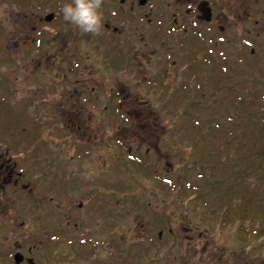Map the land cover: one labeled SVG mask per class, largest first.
Masks as SVG:
<instances>
[{
    "label": "flooded vegetation",
    "instance_id": "af4514ba",
    "mask_svg": "<svg viewBox=\"0 0 264 264\" xmlns=\"http://www.w3.org/2000/svg\"><path fill=\"white\" fill-rule=\"evenodd\" d=\"M143 1L103 0L99 34L84 33L65 20L62 8L71 0H60L55 7L50 6L51 11L43 18L21 14L22 18L15 19L17 50L20 53L21 46L29 44V50L37 54L33 68H42L49 74L47 108L34 118L44 116L43 120L53 121L48 134L58 133V142L64 147L51 144L47 153L33 150L28 173L11 157L7 160H3L5 155L0 157V197L4 195L10 200V207L12 199L5 194L9 187L16 192L28 189L37 201L36 206L48 200L55 211L41 213L33 208L27 219L19 216L10 219L0 201V264H132L127 258L117 262L113 241L114 169L116 160L120 163L123 160L116 154H122L124 149L139 154L142 149L146 158L139 162L150 161L148 166H154L158 173L163 163L162 141L168 131L157 130V122L180 117V111L170 108L180 105L179 99L183 97L179 93L187 88L183 84L187 78L191 84L198 78L212 77L218 83L226 82L228 69H234L228 60L226 33L244 23L245 13L248 12L246 21L253 19L254 11L245 12L244 6L258 7L261 0ZM203 3L211 9L210 20L202 18ZM50 15L53 18L47 20ZM57 20L62 22L61 29L51 28ZM253 22L256 29L264 27L258 19ZM241 38L237 35L234 41L235 67L242 63ZM256 52L252 47L250 56H256ZM117 121L130 123L131 129L118 131ZM147 122H153L150 129ZM30 130L28 136L33 137L34 131ZM67 150L76 153V157L61 161L53 172L60 160L58 155L68 160ZM150 154L154 158H147ZM74 158L78 161L74 162ZM36 167L49 171L40 175ZM27 174L34 180L32 187L31 181H24ZM42 177L59 185L61 200L48 195L36 199L35 181ZM102 202H106L107 209L104 210ZM169 216L161 213L155 217L161 228L156 241L163 239L167 229L166 240L155 245L157 255L150 258L153 255L149 257L148 246L137 244L144 256L134 260L135 263L194 264L190 260L195 257L203 233H197V227L192 226L185 231L173 220L175 217ZM141 226L145 240L148 223L142 222ZM20 229H26L28 236ZM179 229L183 233L179 234ZM257 233L255 230L254 239ZM180 239L184 242L179 243ZM185 242L188 256L182 252L179 259L175 247ZM159 243H167L170 248L164 252ZM126 245L124 250L128 252L135 244ZM53 249L59 250L58 260L54 259ZM254 250L252 257H230L234 256L230 254L224 264H264Z\"/></svg>",
    "mask_w": 264,
    "mask_h": 264
},
{
    "label": "rangeland",
    "instance_id": "374dc122",
    "mask_svg": "<svg viewBox=\"0 0 264 264\" xmlns=\"http://www.w3.org/2000/svg\"><path fill=\"white\" fill-rule=\"evenodd\" d=\"M59 1L27 0L30 10L24 11L17 4L0 0V157L5 155L3 160L11 157L26 173L29 171V159L33 157V150L47 153L49 145L60 148L64 147V144H59L58 133L56 136L48 134L53 128V121L43 120L44 116L39 120L34 118L37 113H42L47 108L46 100L50 98L49 74L42 68H33L37 54L29 50V44L22 45L20 53L17 50L15 19L21 14L27 18L32 15L43 18L51 11L50 6L55 7ZM249 9L254 11V18L246 21L248 12L245 13L244 23L240 24L238 29L226 33L228 60L234 66V69H228L226 82L215 88L211 86L210 79L205 81L206 78H198L201 86L196 88L198 81L191 84L187 78L183 82L188 85L186 92L182 89L179 93V97H183L179 99L180 105L170 108L172 110L175 107L180 111V117L173 121L157 122V130L168 131L162 141L163 163L161 162L158 173L156 174L154 166H148L150 161L139 162L146 158L142 149L139 154L135 151L129 153L127 149L122 150L121 155L116 154L117 158H123L121 163L116 160L114 169L116 227L115 231L113 230V241L116 243L117 262H123L127 258L132 264H139L135 261L144 256L141 248L137 246L141 243L148 246V252H151L148 253L149 257L153 255L150 258L157 255L155 245L165 241L167 234L166 229L163 239L156 241L161 228L160 224L155 222V217L161 213L175 217L173 220L183 226L185 231L187 227L192 226L197 227V233H203L201 242L196 246L195 257L190 263L193 261L194 264H224L230 254L234 255L230 257H252L250 254H253V248L260 261L264 262V149L260 155L251 154V162L243 161L246 152L241 144V131L235 128L234 121L229 120L230 115L234 120L238 116L240 100L237 98L244 95L245 85L246 93L250 92L251 83L264 93V27L256 29L253 22L258 19L264 24V0L260 1L258 7L244 6L245 12ZM61 23L57 20L51 28L61 29ZM237 35L242 37L243 54L241 65L235 67L234 41ZM83 40L86 42V39ZM248 42L251 45H248ZM252 47L257 50L254 57L250 56ZM251 73H256L255 82L251 81ZM203 92L206 99L198 103ZM194 102L199 107L195 106ZM235 105H238L236 109ZM253 111L257 122L264 120L263 97ZM152 124L153 122H147L146 127L150 129ZM30 126L32 128H29ZM155 126L153 125L154 128ZM115 127L118 131L131 129L130 123L120 121L115 122ZM30 129L34 131L33 137L28 136ZM39 147H43V150ZM67 151H70L67 154L68 160L58 155L60 160L57 161L53 172L60 167L61 161H69V157L73 155L76 157L72 150ZM49 155L54 156L53 153ZM147 158H154L153 154ZM73 161L78 159L74 158ZM46 171L49 169L41 170L36 167V172L40 175ZM24 181H31L30 187L33 186L34 180H31L28 174ZM35 183L36 199L48 195L61 200L59 185H54L50 179L42 177ZM103 193L106 200L107 188ZM5 194L12 199V206L10 207V200H6L4 195L0 197V201H3L10 219L12 216L27 219L33 208L41 213L55 212L52 211L54 207L48 200L36 206L37 201H34L28 189L16 192L9 187ZM77 199H80V196ZM76 203L78 204L79 200ZM103 204L104 210L107 209L106 202H102ZM142 222L148 223L147 229L144 230L145 238L148 235L145 240L142 239ZM255 230L258 233L254 239ZM20 231L27 236L29 234L26 229ZM179 231V234L183 233L182 229ZM187 234L186 232L185 235ZM206 238L209 242H206ZM98 240L102 241L101 237H98ZM183 242L179 240V243ZM126 243L135 245L130 246L127 252L124 250L127 249ZM186 244L185 242L176 245L177 256H181L182 252L183 256H188L189 249H186ZM161 247L165 252L170 245L165 243ZM51 251L54 253V259L58 260L59 250ZM192 254L190 256H193Z\"/></svg>",
    "mask_w": 264,
    "mask_h": 264
},
{
    "label": "trees",
    "instance_id": "16d2710c",
    "mask_svg": "<svg viewBox=\"0 0 264 264\" xmlns=\"http://www.w3.org/2000/svg\"><path fill=\"white\" fill-rule=\"evenodd\" d=\"M10 1L11 3L17 4L19 8L22 10H30V5L29 3H26L27 0H7ZM255 71V70H253ZM228 72V71H227ZM253 78H251L253 82H255L256 78V73H251ZM239 78V74H236ZM207 81V80H205ZM201 81L198 80L197 86L199 85ZM211 86L217 87L221 83H218L216 79L213 77L210 79ZM246 83V81H245ZM256 85L250 87V92L246 93V85L244 86V95H239L237 99H239V108L237 111V118H233V116H229V120L234 121L235 123V128L238 129V131H241L242 139H241V144H243V147H245V152L246 155L243 158V161H250V155L256 153L257 155H260L261 152H263L262 149H264V120H260L257 122L254 118V111L253 109L257 107V103L261 102V99L263 97L264 99V93H262L260 90L256 89ZM261 88V87H260ZM215 89H213L214 91ZM203 99H206L205 93L203 92L202 98H200V103ZM206 101V100H205ZM204 102V101H203ZM195 103V106L199 107V105ZM235 109L238 107V105L234 106ZM241 127V128H240ZM235 130V129H233Z\"/></svg>",
    "mask_w": 264,
    "mask_h": 264
},
{
    "label": "clouds",
    "instance_id": "9594fccd",
    "mask_svg": "<svg viewBox=\"0 0 264 264\" xmlns=\"http://www.w3.org/2000/svg\"><path fill=\"white\" fill-rule=\"evenodd\" d=\"M103 0H71L62 12L66 21L84 33L99 34L103 20Z\"/></svg>",
    "mask_w": 264,
    "mask_h": 264
},
{
    "label": "water",
    "instance_id": "95a60500",
    "mask_svg": "<svg viewBox=\"0 0 264 264\" xmlns=\"http://www.w3.org/2000/svg\"><path fill=\"white\" fill-rule=\"evenodd\" d=\"M146 0L143 1L145 3ZM200 10L202 12V18L206 20H210L211 18V9L207 6L206 3H203L200 7ZM53 18V15L48 16L47 20H51Z\"/></svg>",
    "mask_w": 264,
    "mask_h": 264
}]
</instances>
